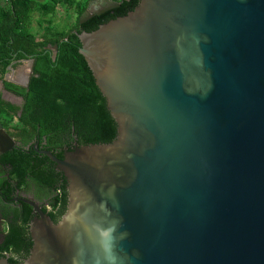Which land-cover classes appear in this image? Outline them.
Listing matches in <instances>:
<instances>
[{
  "label": "water",
  "instance_id": "1",
  "mask_svg": "<svg viewBox=\"0 0 264 264\" xmlns=\"http://www.w3.org/2000/svg\"><path fill=\"white\" fill-rule=\"evenodd\" d=\"M77 36L116 136L42 151L67 207L39 211L20 264H264V0H139ZM13 143L0 125V155Z\"/></svg>",
  "mask_w": 264,
  "mask_h": 264
},
{
  "label": "trees",
  "instance_id": "2",
  "mask_svg": "<svg viewBox=\"0 0 264 264\" xmlns=\"http://www.w3.org/2000/svg\"><path fill=\"white\" fill-rule=\"evenodd\" d=\"M93 0H0V80L6 88L16 87L4 80L7 67L13 60H23L26 56L34 58L33 74L27 89L21 90L26 101L24 116L20 122L37 124L43 129L47 124H57L59 129L71 127L81 146L110 143L116 136V123L106 108L105 98L97 88L92 73L79 53L78 33L90 32L100 24L132 10L139 0L120 1L119 6L102 15L92 16L79 23L80 16ZM58 8L73 10L74 20L67 28L55 30L52 18ZM40 14L38 23L46 19L51 23L44 27L42 34L33 32L34 14ZM57 46L52 55L47 46ZM17 88V87H16ZM15 106L0 96V124L5 129L11 125L16 115ZM25 152L12 149L0 155V163L10 166V175L18 181L22 179ZM62 158V155H57ZM49 160L48 157L45 158ZM50 163L55 167L54 162ZM1 174V173H0ZM59 195V203L64 199ZM31 241H23L16 227H10L0 243V257L8 254L10 264H20L16 258L23 255L26 259L31 249Z\"/></svg>",
  "mask_w": 264,
  "mask_h": 264
},
{
  "label": "flooded vegetation",
  "instance_id": "3",
  "mask_svg": "<svg viewBox=\"0 0 264 264\" xmlns=\"http://www.w3.org/2000/svg\"><path fill=\"white\" fill-rule=\"evenodd\" d=\"M50 51L52 55L55 54L52 49ZM24 60H13L11 67L14 71L8 78H6L7 72L4 75V80L17 88H6L3 83L0 86L1 98L17 109L11 123L15 128H3L14 142L10 150L25 152V170L20 185L8 172L10 166L0 163V243L10 227L17 228L23 241L32 242L30 227L40 217L39 211L54 223L61 219L67 207V181L64 175L53 167L51 160L45 159L47 156L42 151L63 156L81 146L72 127L68 130L63 126L60 130L59 126L53 123L47 124L42 129L39 124L34 128L33 124L19 121L22 116L26 120L31 119V114L24 112L26 101L21 90H18L25 88L16 84L24 83V76L21 75V71L19 72L25 65ZM61 191L65 195L63 201L59 203ZM31 203L37 208H33ZM4 257L10 256L5 254ZM16 260L23 262L25 259L21 255Z\"/></svg>",
  "mask_w": 264,
  "mask_h": 264
},
{
  "label": "rangeland",
  "instance_id": "4",
  "mask_svg": "<svg viewBox=\"0 0 264 264\" xmlns=\"http://www.w3.org/2000/svg\"><path fill=\"white\" fill-rule=\"evenodd\" d=\"M39 17H40V14H37V17L34 16V20H33L34 21L33 31H37L38 34L40 33V31H44V27L51 24V23L47 22L46 19L41 20V24H39L38 23ZM51 18H52V24H53L52 27L55 30L65 29L70 24H72V22L74 20L73 10L58 8L56 11V15L51 17Z\"/></svg>",
  "mask_w": 264,
  "mask_h": 264
},
{
  "label": "crops",
  "instance_id": "5",
  "mask_svg": "<svg viewBox=\"0 0 264 264\" xmlns=\"http://www.w3.org/2000/svg\"><path fill=\"white\" fill-rule=\"evenodd\" d=\"M38 1H43V0H38ZM110 1H114V0H110ZM120 1H122V0H120ZM35 17H37V13H35V15H34ZM33 24H34V21L32 22V28H33ZM33 32H37V31H33ZM43 33V31H40V33L39 34H42ZM36 34H38V32L36 33Z\"/></svg>",
  "mask_w": 264,
  "mask_h": 264
},
{
  "label": "built area",
  "instance_id": "6",
  "mask_svg": "<svg viewBox=\"0 0 264 264\" xmlns=\"http://www.w3.org/2000/svg\"><path fill=\"white\" fill-rule=\"evenodd\" d=\"M4 1V0H3Z\"/></svg>",
  "mask_w": 264,
  "mask_h": 264
}]
</instances>
